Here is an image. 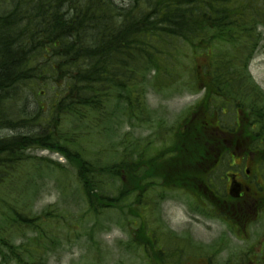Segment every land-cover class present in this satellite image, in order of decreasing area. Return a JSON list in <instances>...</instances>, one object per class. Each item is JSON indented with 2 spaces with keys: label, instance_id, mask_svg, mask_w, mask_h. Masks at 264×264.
<instances>
[{
  "label": "trees",
  "instance_id": "16d2710c",
  "mask_svg": "<svg viewBox=\"0 0 264 264\" xmlns=\"http://www.w3.org/2000/svg\"><path fill=\"white\" fill-rule=\"evenodd\" d=\"M117 1L0 0V125L13 133L24 123L36 125L35 132L26 135L0 136L3 262L42 263L41 255L50 251L58 231L53 214H33L31 198L25 197L27 180L21 170L30 162L24 156L28 150L57 151L73 165L89 214L95 218L108 210L130 215L129 250L150 244V212L141 200L157 182L165 187L202 185L208 193L204 205L212 216L226 208L224 187L208 171L223 152L214 129L222 109L243 110L246 119H252L243 143L250 142V152L264 161V93L248 77L250 61L264 40V0H127L123 5ZM148 78L156 88L173 90L180 85L205 91L198 118L171 131L169 144L152 154L144 148L141 153L124 148L114 162L101 163L73 144L66 131L57 134L53 124L41 128L35 123L39 116H24L22 111V118H16L23 107L11 109L36 86L54 81L61 92L55 113L86 125L97 139L92 126L99 127L112 98L129 122H149L143 117ZM12 117L16 124L10 122ZM116 183L122 187L116 189ZM135 225L139 227L134 233ZM237 225L230 226L234 232ZM26 233L32 234L27 243L16 245L14 236ZM145 247L153 250L146 255L152 264H184L179 246L167 253L154 245Z\"/></svg>",
  "mask_w": 264,
  "mask_h": 264
},
{
  "label": "rangeland",
  "instance_id": "374dc122",
  "mask_svg": "<svg viewBox=\"0 0 264 264\" xmlns=\"http://www.w3.org/2000/svg\"><path fill=\"white\" fill-rule=\"evenodd\" d=\"M125 2L119 1L121 4L129 3L127 0ZM250 75L252 81L264 91V47L258 51L253 62H251ZM147 81V84L150 83V85L146 93L147 108L143 117L149 118L148 123L129 122L117 118L115 115V123L109 127L112 130L111 138L105 136L101 143L92 144L89 143V140L93 136L89 133L86 125L69 121L65 124V127L60 129L58 125L61 119L58 114L54 122L56 124L55 132L63 134L66 131L73 144L78 143L80 148H87L89 155L96 161L101 160V163L114 162L119 157V152L123 151L124 148L138 153H141L144 148L150 154L154 153L153 149H162L169 144L166 142L171 131L175 132L191 117L196 105L199 104L202 98L203 92L179 86L176 87V93H172L171 91H164L163 87L154 89L151 85L152 80L148 79ZM182 83L183 81L180 84ZM51 87V85L48 87L46 83L36 86L31 91V95H27L22 100L24 103L20 101V103L11 107L14 112L23 107L20 114L14 116L22 118V111L24 116H39L35 123L41 126L44 123H51L53 119L51 113L54 90L47 91ZM38 92L40 95H37ZM111 104H115V101L113 100L110 106H107L110 107L108 112H113L115 108L116 114V106ZM2 110V114L7 113L5 108ZM14 119L12 117L10 122L13 121L12 123L16 124ZM224 122L229 123L225 126L231 129L229 127L232 123L231 117H224ZM25 124L22 125L24 126L23 129L16 127L14 133L7 130L5 126L0 125V136L4 133L12 136L17 135L19 132L25 133L23 135L28 134L30 131L35 132L36 125L33 123ZM106 126L107 124L104 121L100 122L99 128L94 129L98 134L96 137H101ZM132 142H137V144H130ZM67 144L70 145L68 141ZM136 146L137 148L134 149ZM72 149L77 151L75 146ZM24 156L30 158V162L21 172L26 176L25 180L27 181L24 184V192L27 193L25 197L31 198V212L42 216L46 212L52 213V220L58 228V231L54 232L53 245L50 251L43 256V264H152L149 258L144 262L140 251L134 254L126 253L123 249V244H127L132 239L128 234L129 228H125L123 223L127 221H120L115 211H106L98 219L90 216L87 211L84 193L75 178V169L60 153L32 149L26 151ZM232 163L231 158L226 157L218 169L213 172L212 176L217 184L222 182L220 180L224 177L225 173L223 171L225 168L229 169L230 174L236 173L234 167H229ZM241 173L243 174V171ZM162 194L163 192L158 191L156 196L157 199L161 200L160 208H157L163 220L161 225L166 230H171L179 235L184 233L191 235L193 245L212 244L211 246L219 249L218 252L214 253L211 246L203 247V251L207 255L209 254L208 256L213 259L215 264H235L238 259H246V264H250L256 258L258 259L264 255V246L258 245L255 247L256 242L260 240L264 233V212L252 227L239 235L244 236L248 241L246 242L235 237L227 228V225L218 218L209 219L192 212L188 197L170 192L161 196ZM52 209H54V212H52ZM137 224L139 223L137 222ZM147 235L150 237L149 230ZM31 236V233L16 234L13 241L15 244L27 243V238ZM95 242L98 244L101 242L104 247H96L93 244ZM171 243L175 244L174 242ZM173 244L167 245L163 238L158 239L159 247L165 245H167L166 248L181 247L183 249L181 255L184 256V264L188 261L190 264H208L203 253H192L189 244ZM25 249L33 251L27 245ZM184 254H187L188 257ZM0 264L17 263L9 260L3 262L0 259ZM153 264L162 263L153 261ZM166 264H171V262L168 261Z\"/></svg>",
  "mask_w": 264,
  "mask_h": 264
},
{
  "label": "flooded vegetation",
  "instance_id": "af4514ba",
  "mask_svg": "<svg viewBox=\"0 0 264 264\" xmlns=\"http://www.w3.org/2000/svg\"><path fill=\"white\" fill-rule=\"evenodd\" d=\"M246 163L248 166L244 168L245 176L240 173L233 174V187H235L237 197L231 200L234 203L232 208H236V213H240L238 219L242 223L249 221V213L264 203V196L257 190L258 176H255L254 171H251L254 168V163L250 162L249 159ZM245 225L242 227L245 228Z\"/></svg>",
  "mask_w": 264,
  "mask_h": 264
}]
</instances>
